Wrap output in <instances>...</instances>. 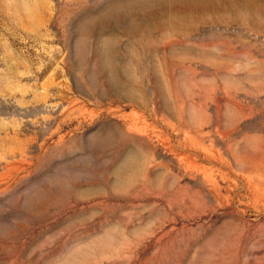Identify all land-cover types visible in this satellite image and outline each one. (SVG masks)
Returning a JSON list of instances; mask_svg holds the SVG:
<instances>
[{"label": "rangeland", "instance_id": "obj_1", "mask_svg": "<svg viewBox=\"0 0 264 264\" xmlns=\"http://www.w3.org/2000/svg\"><path fill=\"white\" fill-rule=\"evenodd\" d=\"M0 264H264V0H0Z\"/></svg>", "mask_w": 264, "mask_h": 264}]
</instances>
